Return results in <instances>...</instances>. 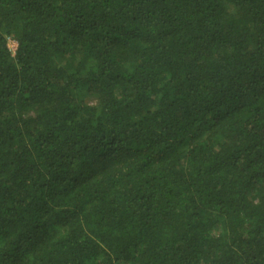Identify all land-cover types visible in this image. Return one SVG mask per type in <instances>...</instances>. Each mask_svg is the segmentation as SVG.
I'll use <instances>...</instances> for the list:
<instances>
[{
  "label": "trees",
  "instance_id": "1",
  "mask_svg": "<svg viewBox=\"0 0 264 264\" xmlns=\"http://www.w3.org/2000/svg\"><path fill=\"white\" fill-rule=\"evenodd\" d=\"M0 264H264V0H0Z\"/></svg>",
  "mask_w": 264,
  "mask_h": 264
},
{
  "label": "built area",
  "instance_id": "2",
  "mask_svg": "<svg viewBox=\"0 0 264 264\" xmlns=\"http://www.w3.org/2000/svg\"><path fill=\"white\" fill-rule=\"evenodd\" d=\"M8 46L12 53V55H15L18 47V42L14 40L13 38H8Z\"/></svg>",
  "mask_w": 264,
  "mask_h": 264
}]
</instances>
